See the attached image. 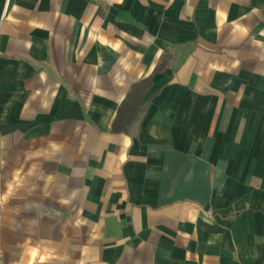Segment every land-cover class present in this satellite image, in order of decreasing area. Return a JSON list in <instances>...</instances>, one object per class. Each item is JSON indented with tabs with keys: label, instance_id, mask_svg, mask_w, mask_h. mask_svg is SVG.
Instances as JSON below:
<instances>
[{
	"label": "crops",
	"instance_id": "1",
	"mask_svg": "<svg viewBox=\"0 0 264 264\" xmlns=\"http://www.w3.org/2000/svg\"><path fill=\"white\" fill-rule=\"evenodd\" d=\"M0 264H264V0H0Z\"/></svg>",
	"mask_w": 264,
	"mask_h": 264
},
{
	"label": "trees",
	"instance_id": "2",
	"mask_svg": "<svg viewBox=\"0 0 264 264\" xmlns=\"http://www.w3.org/2000/svg\"><path fill=\"white\" fill-rule=\"evenodd\" d=\"M165 67L166 62L164 59L156 67L153 74L161 73ZM152 76L131 87L126 98L120 105L117 115L112 123L113 134H126L130 131V128L138 122L141 114L146 109V105L142 104V101L151 87Z\"/></svg>",
	"mask_w": 264,
	"mask_h": 264
}]
</instances>
